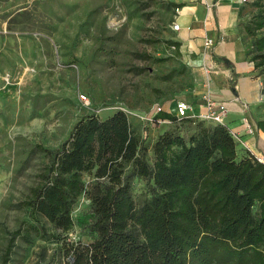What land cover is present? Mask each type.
Segmentation results:
<instances>
[{"label":"trees","instance_id":"1","mask_svg":"<svg viewBox=\"0 0 264 264\" xmlns=\"http://www.w3.org/2000/svg\"><path fill=\"white\" fill-rule=\"evenodd\" d=\"M248 5L255 11L244 27L250 58L263 75L264 0ZM158 120L173 127L159 134L150 158L123 111L84 116L57 149L38 147L47 163L21 203L30 220L9 234L0 264L36 239L44 244L34 264L44 263L51 243L63 264H264V162L240 157L225 125L197 121L186 135L181 127L194 121L163 111ZM258 127L264 131V121ZM133 178L150 184L140 206ZM81 197L94 214L88 243L69 237Z\"/></svg>","mask_w":264,"mask_h":264},{"label":"rangeland","instance_id":"2","mask_svg":"<svg viewBox=\"0 0 264 264\" xmlns=\"http://www.w3.org/2000/svg\"><path fill=\"white\" fill-rule=\"evenodd\" d=\"M184 2L0 0V261L9 234L30 220L21 203L47 163L38 147L57 149L84 116L123 111L151 157L154 141L171 125L155 121L157 107L175 113L176 100L191 93V71L172 49L170 31ZM149 187L132 179L138 206ZM72 216L69 237L93 240L87 198ZM43 244L19 245L11 264H34ZM46 246L43 264H63L60 251L52 253L57 245Z\"/></svg>","mask_w":264,"mask_h":264},{"label":"crops","instance_id":"3","mask_svg":"<svg viewBox=\"0 0 264 264\" xmlns=\"http://www.w3.org/2000/svg\"><path fill=\"white\" fill-rule=\"evenodd\" d=\"M181 7L174 22L180 29L173 31L170 26V31L173 43L180 45L176 49L172 44V49L181 54L193 77L191 93L178 99L191 106L187 119L194 121L181 127L183 133H192L197 121L212 123L199 118L206 113L203 95L208 92L228 109L221 125L231 131L238 155L252 154L264 162V131L258 127L264 121V76L251 62L252 39L244 30L254 9L238 0H185ZM207 39L213 40L212 46L205 45ZM167 112L177 117L172 108ZM245 118L252 125L251 133ZM172 127L171 123L163 130Z\"/></svg>","mask_w":264,"mask_h":264},{"label":"built area","instance_id":"4","mask_svg":"<svg viewBox=\"0 0 264 264\" xmlns=\"http://www.w3.org/2000/svg\"><path fill=\"white\" fill-rule=\"evenodd\" d=\"M239 3L246 5L252 2V0H238ZM173 31H179L180 26L177 23H174L171 26ZM206 46H212L213 45V40L207 39L205 42ZM174 49V47H173ZM82 100L87 103L88 100L85 96H82ZM203 100L205 102V107H206V113L203 115H200L199 118H202L203 120H209L214 124H222L224 122V118L227 114V107L224 103H219L216 102L215 100L212 99L211 95L206 92L203 95ZM191 106L184 100H177L176 101V109H177V118L183 119V118H188V112L190 110ZM163 110L161 107H157L155 114H154V119L157 114L161 113ZM161 122L162 120H158ZM168 123H171L168 120H165ZM244 124L246 126V129L251 133L252 132V125L250 121L245 118L244 119ZM262 162V160H259Z\"/></svg>","mask_w":264,"mask_h":264}]
</instances>
